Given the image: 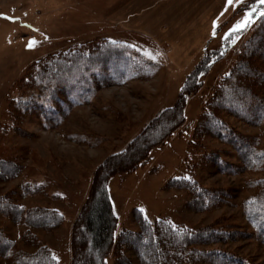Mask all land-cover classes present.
Wrapping results in <instances>:
<instances>
[{
    "label": "rangeland",
    "instance_id": "374dc122",
    "mask_svg": "<svg viewBox=\"0 0 264 264\" xmlns=\"http://www.w3.org/2000/svg\"><path fill=\"white\" fill-rule=\"evenodd\" d=\"M251 1L235 0L210 36L203 31L195 42L198 22L208 23L224 0H0V159L21 166L15 179L0 183V196L9 195L24 209L43 207L62 214L64 221L57 230L34 231L58 264H70L71 227L96 167L120 151L156 112L172 106L196 62L225 44L224 56L200 77L201 87L186 99L184 128L154 148L145 165L112 177L107 190L118 220L115 234L138 230L134 209L150 223L165 219L175 227L191 229L218 224L226 232L245 236L204 249L223 250L250 264H264V244L250 236L252 229L243 215V201L253 193L247 184L263 175H223L202 164L203 155L216 152L224 163H236L232 150L212 138L189 146L213 84L229 72L237 52L250 38L251 30L238 36L228 34L246 16L252 18L260 1L250 7ZM99 39L128 46L153 69L145 70V78L131 77L103 87L85 102L78 98L79 103L69 110L65 103L55 107L40 101L21 122L10 117L9 102L19 98L15 85L30 65ZM224 120L232 131L257 137L264 149V125L253 127L233 117ZM178 178H192L200 187L225 192L227 203L201 212L188 210L186 191L165 190L169 180ZM25 228L0 216V230L14 242L13 255L0 256V264H13L18 251H34L21 240ZM107 264H112L111 256Z\"/></svg>",
    "mask_w": 264,
    "mask_h": 264
},
{
    "label": "trees",
    "instance_id": "16d2710c",
    "mask_svg": "<svg viewBox=\"0 0 264 264\" xmlns=\"http://www.w3.org/2000/svg\"><path fill=\"white\" fill-rule=\"evenodd\" d=\"M258 1H251L248 6ZM256 12H259L258 16ZM262 12L264 4H257L251 22L229 36L252 31L237 52L235 64L213 84L195 121L189 146L194 147L204 138H212L232 150L231 157L236 163H224L221 153L216 152L203 155L202 164L212 166L223 175L236 176L245 172L263 175L249 180L247 187L253 193L243 201V215L252 229V235L247 236L264 244V149L257 137L232 131L224 120L233 117L253 127L264 125ZM224 46L204 53L186 76L173 105L156 112L120 151L108 155L93 171L86 200L71 227L70 264H107L109 256L112 264H134L132 258L138 264H250L226 251L203 248L245 236L237 234L240 232H226L218 224L191 229L175 227L165 219L150 223L141 211L134 209L132 217L138 230H122L115 234L118 220L107 190L112 177L132 173L145 165L154 148L164 145L184 128L186 99L201 87L200 77L224 56L228 48L226 44ZM151 67L142 56L122 43L94 40L30 65L15 85L19 98L9 102L8 113L19 123L36 109V102L50 103L55 107L65 103L69 110L79 103L78 98L85 102L103 87L131 77H147L145 70ZM20 173L21 166L11 160L0 159V183L11 181ZM165 190L186 191L189 194L186 208L194 212L226 204L229 197L223 191L200 187L192 178L171 179ZM0 216L13 225L24 224L26 228L21 240L34 249L32 253L16 252L13 264H58L51 250L34 231L49 233L57 230L64 221L61 213L43 207L24 209L9 195H4L0 196ZM13 246L14 242L0 230V256L10 258Z\"/></svg>",
    "mask_w": 264,
    "mask_h": 264
},
{
    "label": "crops",
    "instance_id": "0c3cea01",
    "mask_svg": "<svg viewBox=\"0 0 264 264\" xmlns=\"http://www.w3.org/2000/svg\"><path fill=\"white\" fill-rule=\"evenodd\" d=\"M230 8L231 5H229L227 1L224 0L223 7H221L216 13L214 12L211 15L212 17L208 21V23L205 22V20H200V22H198V25L195 27V33H193V35H195V42H197L199 38H201V36L203 35V31H207V36H210L213 28L226 17V12H229Z\"/></svg>",
    "mask_w": 264,
    "mask_h": 264
},
{
    "label": "snow or ice",
    "instance_id": "6c2138e0",
    "mask_svg": "<svg viewBox=\"0 0 264 264\" xmlns=\"http://www.w3.org/2000/svg\"><path fill=\"white\" fill-rule=\"evenodd\" d=\"M234 2H235V0H227V3L229 5L233 4ZM260 3L264 4V0H260ZM261 15H264V12H262ZM250 22H251V17H250V14H249L240 23H237L234 26V28L230 31V33L228 35H231L232 32H236V31L242 30V28L246 27L248 25V23H250ZM213 35H215V33H213ZM29 47H31V44H29Z\"/></svg>",
    "mask_w": 264,
    "mask_h": 264
}]
</instances>
